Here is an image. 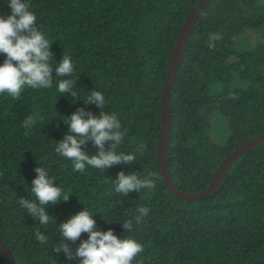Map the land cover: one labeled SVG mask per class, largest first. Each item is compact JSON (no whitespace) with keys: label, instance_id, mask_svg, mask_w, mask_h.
Listing matches in <instances>:
<instances>
[{"label":"trees","instance_id":"16d2710c","mask_svg":"<svg viewBox=\"0 0 264 264\" xmlns=\"http://www.w3.org/2000/svg\"><path fill=\"white\" fill-rule=\"evenodd\" d=\"M199 0H25L36 26L52 43L53 87L25 88L19 100L0 94V236L15 264H79L59 247L58 224L86 208L97 230L137 240L143 251L132 264H264V142L234 161L212 196L176 197L163 181L156 155L161 130V94L180 26ZM0 0V16L11 14ZM209 33L222 39L209 48ZM68 55L79 98L57 90L55 64ZM0 53V64L5 60ZM100 91L103 110L117 114L126 135L118 151L133 164L81 173L55 152L68 133L64 123L78 108L99 115L83 98ZM169 166L178 189L199 193L227 154L264 132V0H211L194 26L171 90ZM37 122L25 135L24 120ZM143 146V149H141ZM108 147V144L105 145ZM89 154L98 148L89 141ZM43 166L67 201L46 209L48 225L28 215L19 200ZM123 171L155 173V188L114 191ZM149 213L135 223L139 207ZM131 219L133 230L122 223ZM40 230L47 243L35 233ZM87 233L67 241L75 250ZM0 264H7L0 254Z\"/></svg>","mask_w":264,"mask_h":264},{"label":"clouds","instance_id":"9594fccd","mask_svg":"<svg viewBox=\"0 0 264 264\" xmlns=\"http://www.w3.org/2000/svg\"><path fill=\"white\" fill-rule=\"evenodd\" d=\"M11 14L6 18L0 16V53L6 58L0 64V94L6 93L13 100H19L22 91L31 89H49L53 87V59L50 42L37 28V17L29 10L25 0H9ZM222 39L220 33H209L208 47L214 48L215 42ZM74 71V65L68 55L55 64L57 81L56 90L60 95H70L73 102L79 98L74 90L76 81L68 78ZM84 102L95 103L100 109L99 115L78 108L64 123L68 133L59 141L55 152L67 158L72 163V169L83 173L87 167L104 171L116 164H133L137 156L131 152L118 151L126 130H122L117 114L104 111L106 105L104 95L97 90H91ZM37 122L35 115H29L23 122L25 135ZM91 141L98 148L95 154L84 151L82 146ZM108 144V147L105 145ZM143 149V146H141ZM37 175L32 180L30 192L33 199L21 197L20 205L27 210L30 217L41 225H48L52 218L46 211L49 205H55L60 200L67 201L71 193H64L59 185L54 184L48 170L43 166L35 168ZM155 173L141 177L135 172L125 174L120 171L114 180V191L127 196L130 192H140L143 189L155 188ZM135 223L139 224L149 213L146 207L137 209ZM53 219V218H52ZM123 228L133 230L131 219L122 223ZM63 237L59 247H53L59 253L61 250L68 261L79 258V264H132L133 260L143 251V246L135 239L118 238L112 229L97 230L93 213L86 208L66 221L58 224L56 230ZM82 233H87V239L82 240L73 250L67 241H77ZM35 238L41 243H47L46 236L37 230Z\"/></svg>","mask_w":264,"mask_h":264},{"label":"water","instance_id":"95a60500","mask_svg":"<svg viewBox=\"0 0 264 264\" xmlns=\"http://www.w3.org/2000/svg\"><path fill=\"white\" fill-rule=\"evenodd\" d=\"M211 0H199L197 5L188 14L183 24L180 26L179 33L174 45L173 53L170 59V65L167 70L165 84L161 94V108L162 115L160 119L161 130L157 142L156 155L161 167V174L163 181L168 189L178 198L185 200H201L212 196L218 191L220 184L224 180L230 167L236 159L241 155L247 153L258 144L264 142V132L258 134L254 138L246 141L237 149L233 150L222 160L218 168L213 174L209 185L206 189L199 193H187L177 188L170 171L169 154H170V140H171V123H172V109H171V90L176 80L178 70L180 69L184 51L188 44V40L193 33L194 26L199 20L202 12L207 8ZM0 254L6 259L7 264H15L13 254L0 236Z\"/></svg>","mask_w":264,"mask_h":264}]
</instances>
